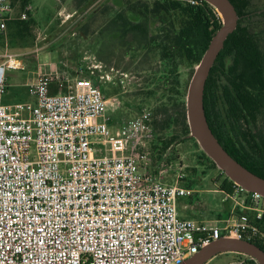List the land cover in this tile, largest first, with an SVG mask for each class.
<instances>
[{
	"label": "built area",
	"instance_id": "built-area-1",
	"mask_svg": "<svg viewBox=\"0 0 264 264\" xmlns=\"http://www.w3.org/2000/svg\"><path fill=\"white\" fill-rule=\"evenodd\" d=\"M33 11L0 0V33ZM9 69H25L21 55L0 61V264H181L222 237L264 244V196L233 181L228 216L179 215L193 190L182 166L155 160L150 111L113 130L101 88L84 77L52 93V69L29 82L34 102L6 103ZM240 255L229 264H259Z\"/></svg>",
	"mask_w": 264,
	"mask_h": 264
},
{
	"label": "rangeland",
	"instance_id": "rangeland-1",
	"mask_svg": "<svg viewBox=\"0 0 264 264\" xmlns=\"http://www.w3.org/2000/svg\"><path fill=\"white\" fill-rule=\"evenodd\" d=\"M145 1L150 0H32L34 21L28 29L10 28L0 34V61L6 53H15L25 64L24 70H8L5 102H34L29 82L38 73L52 69L56 72L52 85L57 89L61 82L66 85L84 77L99 86L109 100L113 130L122 121L150 111L159 141L158 148L153 145L155 160L166 156L172 168L182 166L185 179L181 184L193 190L190 196L177 199L179 215L212 219L226 209L222 200L226 175L201 158L200 145L184 135L179 106L182 96L171 85L161 86L160 51L145 49L139 36L136 40L123 37L113 29L112 19L120 12L142 21L131 9ZM252 2L251 9L261 13L253 26L264 40V0ZM149 27L156 34V24ZM195 68L182 66L179 70L185 93ZM171 115L172 121L166 123ZM175 173L176 169L170 171L164 181L174 183ZM239 256L223 253L207 264H229Z\"/></svg>",
	"mask_w": 264,
	"mask_h": 264
},
{
	"label": "trees",
	"instance_id": "trees-1",
	"mask_svg": "<svg viewBox=\"0 0 264 264\" xmlns=\"http://www.w3.org/2000/svg\"><path fill=\"white\" fill-rule=\"evenodd\" d=\"M231 1L240 17L238 27L226 40L206 82L205 111L224 148L241 164L264 177V40L253 26L261 13L251 9L252 0ZM131 10L141 16L142 21L137 22L120 12L112 19L113 29L123 37L132 36L136 40L139 36L144 39L145 49L160 51L161 86L171 85L181 94L182 130L199 145L190 136L187 92L182 89L179 70L182 66L194 68L199 64L213 35L222 25L220 14L205 0H199L197 4L188 0H150ZM33 21L32 15L27 20L9 21L8 29H28ZM150 23L156 24V34L151 33ZM51 92L56 93L58 89L51 85ZM172 118L169 116L166 123ZM201 152V158L218 168L202 149ZM230 182L226 176L222 188H229ZM253 242L264 249V244Z\"/></svg>",
	"mask_w": 264,
	"mask_h": 264
},
{
	"label": "water",
	"instance_id": "water-1",
	"mask_svg": "<svg viewBox=\"0 0 264 264\" xmlns=\"http://www.w3.org/2000/svg\"><path fill=\"white\" fill-rule=\"evenodd\" d=\"M222 18V25L213 35L189 83L186 106L190 136L196 139L202 150L216 163L219 169L233 182L250 192L264 196V177L254 173L236 160L214 134L205 111L204 93L206 82L228 37L238 27L239 14L231 0H205ZM238 253L250 256L264 264V249L242 238L222 237L202 247L199 252L181 264H207L223 253Z\"/></svg>",
	"mask_w": 264,
	"mask_h": 264
},
{
	"label": "crops",
	"instance_id": "crops-1",
	"mask_svg": "<svg viewBox=\"0 0 264 264\" xmlns=\"http://www.w3.org/2000/svg\"><path fill=\"white\" fill-rule=\"evenodd\" d=\"M6 96V95H5ZM7 103V102H6ZM228 206L226 205V209H224V211L223 212H220V213H223V214H225L224 216H222V217H226V216H228V214H229V208H227ZM219 216V215H218Z\"/></svg>",
	"mask_w": 264,
	"mask_h": 264
}]
</instances>
